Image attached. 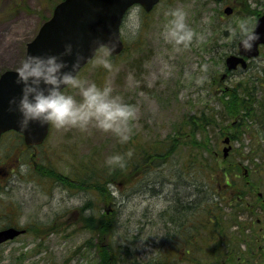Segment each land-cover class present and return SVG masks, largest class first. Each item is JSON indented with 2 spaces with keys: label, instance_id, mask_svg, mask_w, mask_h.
I'll list each match as a JSON object with an SVG mask.
<instances>
[{
  "label": "rangeland",
  "instance_id": "obj_1",
  "mask_svg": "<svg viewBox=\"0 0 264 264\" xmlns=\"http://www.w3.org/2000/svg\"><path fill=\"white\" fill-rule=\"evenodd\" d=\"M57 1L0 0V73L21 64L26 43ZM226 5L233 6V12L226 14ZM173 8H182L195 30L188 47L177 49L164 38V26ZM253 10H264V0H160L148 13L138 6L128 10L121 24L124 49L110 59L112 67L94 62L102 50L77 74L98 85H110L113 94L135 106L128 140L122 142L115 133L92 124L87 128H56L52 123L43 144L35 148L19 143L13 135L1 138L0 169L7 175H0V227L10 224L25 232L0 244V264H101L102 257L121 244L135 250L136 258L145 264L153 257L168 255L166 248L176 226L168 224L167 216L161 213L172 203L168 192L177 181L176 173L181 171L177 177L184 176L183 163L198 150L190 142L177 144L191 137L185 134L189 114L218 108L216 89L232 86L251 73L237 69L220 79L223 58L234 51V41L239 37L232 28L241 18L253 22ZM256 61L262 64V60ZM64 90L81 98L77 88L68 85ZM215 134H207L203 140L208 151L197 152L210 159L213 155L215 162L222 164L224 143ZM242 140L231 141L230 152L236 148L247 152L249 137ZM255 140L264 144L260 137L255 136ZM154 152H160L155 156L157 164L147 168ZM114 153L124 156L123 167L106 162V157ZM255 156L254 162L262 163ZM244 165L252 163L244 160L241 169ZM145 166L149 173L143 175ZM82 179L91 182V188H79L78 184H87L80 182ZM254 190L264 196L261 185L255 184ZM251 200L254 202L245 212L252 213L251 222L259 225L262 235L264 208L258 206L255 196ZM105 213L108 216L103 230L92 232L83 220L89 214L96 215L97 220ZM249 217H240L238 222L249 223ZM196 233L205 235V239L210 237L203 229ZM261 235L252 239L256 231L250 233L248 246L236 245L233 240L235 246L221 264H240L241 260H235L240 248L254 250L256 262L252 259V264H264ZM167 251L175 253L174 249ZM125 255L117 254L119 264L131 263V256ZM220 258L210 260L205 254L201 260L197 251L194 259L188 258L190 262L171 260L173 264H209Z\"/></svg>",
  "mask_w": 264,
  "mask_h": 264
},
{
  "label": "trees",
  "instance_id": "obj_2",
  "mask_svg": "<svg viewBox=\"0 0 264 264\" xmlns=\"http://www.w3.org/2000/svg\"><path fill=\"white\" fill-rule=\"evenodd\" d=\"M253 11L256 16L260 14L259 11ZM102 50L104 52L102 48L98 52L100 53ZM262 50L257 58L259 61L262 60V64L251 60L246 67L247 72L251 73L248 76H243L247 77L246 79L242 77L232 86L216 89L218 108L209 107L206 110L202 109L197 113L189 114L188 129L185 134H190L191 137L189 140L186 137L184 141L181 139L177 146L181 143L187 145V142H190L191 146L198 150H194L193 155L191 152L189 160L183 163L182 173L184 176L177 177L181 171L176 173L177 181L173 189L168 192V194H172L168 195L172 203L164 210V213H161V215L167 216L168 224L173 223L176 226V232L170 238V246L166 248L168 255L165 257L160 255L159 258L158 256L153 257L147 264H173L171 259L185 260V263L190 262L188 258L194 259V254L197 251L201 260L205 254H208L210 260L217 256L221 257L217 263H213V261L209 263L221 264V260L225 258L226 261L227 253L235 246L233 240L236 241V245L248 246L246 238L250 233L256 231V236H252V239H258L261 235L259 225L255 221L254 224L251 222L252 213H246L245 210L249 208L251 202H254L251 200V197L254 196L259 203L258 206L261 209L264 208V196L254 192L255 184L261 185L264 191V144L255 140V136L264 140V53ZM109 59H112V56H109ZM214 131H216L215 137L221 139V142L225 136L229 137L230 142L241 141L243 138L249 137L251 142L248 144L249 150L242 152L240 148H236L229 152L225 158L221 156L222 164L216 163L213 155H211V159L204 157L201 152L197 151H208V148L203 147V140L206 139L207 134L209 136ZM198 133L200 138H197ZM8 134L13 135L19 143L24 144L19 133L9 131L4 136ZM169 148L170 150L173 148L172 142ZM144 154L147 156L149 153L144 150ZM159 154L160 152L151 154V162L145 161L147 168L148 165L156 163L155 156ZM255 155L261 158L262 163L254 162ZM244 160H248L252 166L244 165V168L241 169ZM214 163H216L215 166L211 165ZM133 166H136V162L133 163ZM147 168L145 166L143 169V175L149 173ZM6 172L0 169L1 176ZM40 173L44 174L45 172ZM250 175L253 177L251 178ZM80 182L87 183L84 184L86 187L92 186V183L87 180L82 179ZM157 182L162 184L160 180ZM78 185L79 188L84 187L81 184ZM248 197L250 198L248 199ZM107 216V214H102L100 219L95 220L97 216L89 214V216L83 217V220L85 224H89L93 232L96 229L103 230L105 228ZM245 216H250V222L239 223L240 217L244 219ZM181 229L185 231L181 232ZM201 229L210 233L208 239H205V235L200 236L199 233H196ZM246 229H248L247 232ZM261 236H264V233ZM121 245H117V250L112 249L102 257L101 264L103 262L119 264L117 254H125V252L127 258H130L129 255L131 256L130 264H145L136 258L135 250H130L123 245L122 249ZM168 249H174L175 253H169ZM253 251L250 248L244 251L242 248L237 249L238 258L235 260H241L240 264H252L253 259L255 263ZM195 264L199 263L195 261Z\"/></svg>",
  "mask_w": 264,
  "mask_h": 264
},
{
  "label": "clouds",
  "instance_id": "obj_3",
  "mask_svg": "<svg viewBox=\"0 0 264 264\" xmlns=\"http://www.w3.org/2000/svg\"><path fill=\"white\" fill-rule=\"evenodd\" d=\"M186 15L182 8H173L164 26V38L177 49L188 47L196 35ZM256 25L248 18H241L232 28L245 48H250L259 36L255 31ZM66 56L74 58L69 61L64 58ZM82 59L83 54L74 51L71 41H66L58 53H27L15 69L16 82L21 84V94L10 98V105L20 113V128H28L32 121H38L41 125L52 123L56 128H87L92 124L115 133L122 142L127 141L131 131L130 121L136 115L135 106L120 95L113 94L110 85L101 86L78 76L76 69ZM94 62L105 68L112 67L108 50L97 56ZM65 85L77 88L81 98L77 99L65 91ZM106 162L123 167L125 159L120 153H114L106 157Z\"/></svg>",
  "mask_w": 264,
  "mask_h": 264
},
{
  "label": "water",
  "instance_id": "obj_4",
  "mask_svg": "<svg viewBox=\"0 0 264 264\" xmlns=\"http://www.w3.org/2000/svg\"><path fill=\"white\" fill-rule=\"evenodd\" d=\"M158 0H62L58 2L52 15L44 21L36 35L26 45V54L58 53L62 51L66 41H71L74 51L83 54V59L76 72L95 54L97 48L106 46L110 54L122 49L119 34L121 19L131 5L138 3L145 10H150ZM226 7L225 12L229 13ZM255 31L259 33L250 48H245L238 41V52L225 58L228 69H234L238 64L246 66V58L259 53V45H264V12L258 16ZM71 61L74 57L66 56ZM71 65L69 64V67ZM16 70L7 69L0 74V134L14 129L23 136L25 144L34 146L40 144L46 137L49 124L41 125L32 121L28 128L21 129L18 123L20 113L10 105L11 97H19L21 84L16 82ZM66 86V85H65ZM228 142V137L224 139ZM229 146L223 148L225 156ZM24 232L23 228L7 226L0 228V243L12 239Z\"/></svg>",
  "mask_w": 264,
  "mask_h": 264
},
{
  "label": "flooded vegetation",
  "instance_id": "obj_5",
  "mask_svg": "<svg viewBox=\"0 0 264 264\" xmlns=\"http://www.w3.org/2000/svg\"><path fill=\"white\" fill-rule=\"evenodd\" d=\"M230 9H231L230 12H233V10H234L233 6L230 5ZM251 15H254V11L251 12ZM257 16L256 15L254 16V20L256 19ZM254 20H253V23H254Z\"/></svg>",
  "mask_w": 264,
  "mask_h": 264
}]
</instances>
